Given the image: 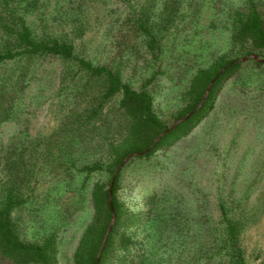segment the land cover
Wrapping results in <instances>:
<instances>
[{"label":"rangeland","instance_id":"rangeland-1","mask_svg":"<svg viewBox=\"0 0 264 264\" xmlns=\"http://www.w3.org/2000/svg\"><path fill=\"white\" fill-rule=\"evenodd\" d=\"M243 5V0H36L30 6L10 0L5 7L0 0V17L7 19L8 9L24 14L29 23L72 39L79 56L119 69L125 83L151 95L155 112L170 127L198 69L222 55L245 57L229 43V13ZM88 6L95 8L78 36L74 13ZM140 21L154 36L153 49ZM10 47L0 28V51ZM259 57L264 59V51ZM241 64L185 137L149 158L134 156L122 167L116 195L130 212L143 213L147 198L159 193L149 229L138 230L140 239L157 230L147 264H233L230 249H220V261L216 254L218 201L242 221L244 264H264V64ZM65 66L50 57L0 66L5 81L0 87V207L13 181L25 198L11 214L20 239L39 244L54 235L56 264H73L93 216L92 188L110 179V143L128 128L118 111L119 96L107 103L102 121L83 126L76 116L84 92L97 86L84 90V79L74 80L75 69ZM94 161L103 163L102 172H78ZM195 204L197 210L189 211ZM0 264L12 263L0 257Z\"/></svg>","mask_w":264,"mask_h":264},{"label":"trees","instance_id":"trees-1","mask_svg":"<svg viewBox=\"0 0 264 264\" xmlns=\"http://www.w3.org/2000/svg\"><path fill=\"white\" fill-rule=\"evenodd\" d=\"M27 1L32 6L36 0ZM31 1V2H30ZM126 0H120L125 2ZM72 0H65L69 4ZM83 2V1H79ZM7 7L10 0H1ZM242 8L232 9L229 13V43L231 50L238 48L244 56L264 51V0H243ZM90 8L82 9L78 15L74 13L73 23L76 35H83L85 24L89 22ZM7 19L0 17L2 34L11 42L10 48L0 51V66L13 61H34L41 58H54L63 62L66 68H74V80L84 79V90L96 85L97 90L92 93L84 92L82 106L77 119L83 126L102 121L104 108L113 98L119 96L118 111L128 120V128L118 141L110 143V163L107 171L110 179L107 184L97 182L91 192V206L93 216L91 222L82 232L73 254V264H147L153 253L152 237L157 230L145 232V237H138V230H148L150 221L154 220L153 206L159 193L154 192L147 198L148 209L137 213L130 212L116 193L119 189V180L123 172L120 168L115 177L113 174L123 160L132 153L146 151L162 133L169 129L153 108V99L144 89H133L122 79L119 69L106 64H94L89 59L76 53V45L69 37H56L48 28L29 23L24 14L15 15L8 9ZM104 11V10H102ZM138 27L149 37L148 48H154V36L145 29L143 21ZM237 59H228L226 55L216 58L207 68L198 69L193 75L188 87L181 94L182 107L174 116L177 121L189 113L193 114L185 121L177 124L161 136L154 146L142 157L149 158L160 149H169L177 141L185 137L206 115L213 106V101L220 84L236 74L242 64L234 63ZM257 67L263 63H257ZM223 70V72H221ZM221 72V73H220ZM66 76L62 75L61 78ZM216 77L211 88L199 109L195 111L202 101L209 83ZM35 79V78H34ZM65 79H61L64 82ZM0 80V87L4 85ZM104 170L103 163L94 161L78 168V172L93 174ZM112 185V186H111ZM112 188L111 199L109 189ZM13 181L6 189L5 199L0 207V257L12 264H56L57 240L54 235L45 238L41 243H25L17 232V227L11 219V214L24 203ZM216 209L219 220L216 231L219 236L217 255L222 251H232L233 264H244L243 253L239 244L241 240L242 221L229 213L228 206L218 201ZM197 210L196 204L189 211ZM153 215L150 217V214ZM112 216L114 223L107 233ZM176 221V220H174ZM133 227L134 231H127ZM137 232V233H136ZM105 242L103 244V241ZM151 240V244L148 243ZM222 249V251L220 250Z\"/></svg>","mask_w":264,"mask_h":264},{"label":"water","instance_id":"water-1","mask_svg":"<svg viewBox=\"0 0 264 264\" xmlns=\"http://www.w3.org/2000/svg\"><path fill=\"white\" fill-rule=\"evenodd\" d=\"M248 60H252V61H255V62H257V63H263L264 64V59H261L258 55H256V54H251V55H248V56H245V57H243V58H241V59H237L236 61H234V63H243V62H246V61H248ZM221 72H223V70H221ZM220 72V73H221ZM216 79V77L209 83V85H208V87H207V89H206V91H205V95H204V97H203V99H202V101L198 104V106H197V108L195 109V111L197 110V109H199V107L201 106V104H202V102L203 101H205V98H206V96H207V94H208V92H209V90H210V88H211V85L213 84V82H214V80ZM193 114V112H191V113H189L188 115H186L185 117H183V118H181V119H179V120H177V121H175L170 127H169V129L167 130V131H169V130H171V129H173L177 124H179L180 122H183V121H185V120H187L191 115ZM167 131H165L164 133H162L159 137H157L156 139H155V141H154V143L146 150V151H143V152H141V153H132V154H130L128 157H126L124 160H123V162L120 164V166L117 168V169H115V171H114V174H113V178L115 177V175L117 174V172L119 171V169L120 168H122L132 157H134V156H140V155H144V154H146L153 146H154V144L158 141V139L161 137V136H163L164 134H166V132ZM112 186V185H111ZM111 195H112V188L110 187V189H109V197H110V199L112 198L111 197ZM114 216H112V219H111V222H110V225H109V227H108V230H107V233H106V235L108 234V232L111 230V228H112V225H113V223H114ZM104 242H105V239H104V241H103V244H104Z\"/></svg>","mask_w":264,"mask_h":264}]
</instances>
